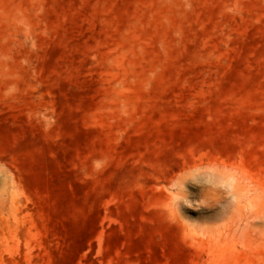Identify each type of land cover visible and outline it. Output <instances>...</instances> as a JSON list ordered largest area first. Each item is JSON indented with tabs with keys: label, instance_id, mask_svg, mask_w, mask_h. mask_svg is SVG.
<instances>
[{
	"label": "rangeland",
	"instance_id": "rangeland-1",
	"mask_svg": "<svg viewBox=\"0 0 264 264\" xmlns=\"http://www.w3.org/2000/svg\"><path fill=\"white\" fill-rule=\"evenodd\" d=\"M0 264H264V0H0Z\"/></svg>",
	"mask_w": 264,
	"mask_h": 264
},
{
	"label": "bare ground",
	"instance_id": "bare-ground-1",
	"mask_svg": "<svg viewBox=\"0 0 264 264\" xmlns=\"http://www.w3.org/2000/svg\"><path fill=\"white\" fill-rule=\"evenodd\" d=\"M196 168H197V167H195L194 169H196ZM177 185H178L177 188H178L179 190H180V189H183V188H182L183 183H181V181H178V182H177ZM178 194H179V192H178ZM174 201H175V199H174Z\"/></svg>",
	"mask_w": 264,
	"mask_h": 264
}]
</instances>
